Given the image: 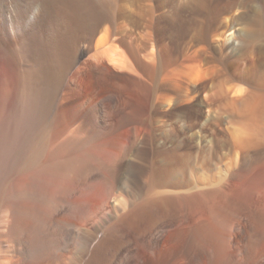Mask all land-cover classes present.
I'll list each match as a JSON object with an SVG mask.
<instances>
[{
	"label": "bare ground",
	"instance_id": "obj_1",
	"mask_svg": "<svg viewBox=\"0 0 264 264\" xmlns=\"http://www.w3.org/2000/svg\"><path fill=\"white\" fill-rule=\"evenodd\" d=\"M150 1L144 0L146 17L149 15ZM165 2L166 0H161L158 4L159 11L154 26L156 31L153 33L151 26L145 23V36H148L147 40L150 42L142 45L144 60L158 64L148 72V79L129 78L127 83L143 90L142 94L156 96L159 90L161 91L159 75L168 65L174 66L172 70H175V75L179 71L183 73L189 62L194 64L197 72L194 73L192 83L198 88L184 84L182 89L188 95L202 94V100H197V105L204 108L205 122L213 113L215 117L212 121L216 124L221 119L226 121V132L231 133L227 148L233 156L242 153L241 164L239 169L231 174L230 181L222 187L215 185L199 189L198 185L206 181L205 170L215 165V160L224 154L221 150L226 147L227 140H219L212 153L207 150V144H204L196 169L199 179L197 184L187 175V170L195 159L194 150L181 149V146L170 150L163 149L161 154L164 159L156 162L158 155H155L151 167L146 171L142 169L144 181L147 183L145 190L135 194L136 197L129 203L126 202L122 208H149L162 213L176 210L177 207L179 210V206L183 207L191 200H194V203L196 198L198 199L196 195L205 199L210 193H213V197L215 194L227 197L232 187L230 182L237 179L252 187L256 196L248 201V204L257 210L258 207L264 206V37L260 42L256 40L257 33L264 35V0H181L178 7L173 8L168 18L166 17L167 26L161 27L159 18L164 17L161 7ZM71 8L72 0H0V264H84L86 257L87 264L90 248L99 237L98 234H102L105 229L93 231L95 234L88 230L86 236H81L79 221H68V209L72 203L68 197L78 194L79 186H85L93 174L100 176L106 193H113L119 181L117 160L128 158L138 140L134 135L129 145L115 148L117 157L113 161L104 162L91 151L95 146L92 140L97 138L95 136L103 129L95 130L92 124L83 123V119L78 121L76 116L64 119L60 110L61 100L59 108L56 107V113L59 115L55 114L58 116L57 121L53 124V121L49 120L52 97L68 68L54 72V67L52 69L48 63L51 59L47 61V54L39 50L40 42L35 43V34H41V29H44L48 40L53 36L54 29L51 28L55 27V16L60 18L63 14L70 13ZM249 19L252 22H248ZM104 20H101L102 25ZM125 26V20L119 22L116 39ZM21 30L24 35L18 43L17 37ZM213 30L217 32L214 36L218 40L216 47L220 48L218 53L213 49L215 46H209L207 43L208 35ZM187 36L189 38L184 46H180V41ZM59 39L53 47L54 51L61 47L62 40ZM202 42L206 43L203 44L206 45L203 49L206 52L204 58L198 48ZM132 47L130 46V50L136 58V49L133 47V50ZM36 52L39 57L35 56ZM107 52L108 49L99 50L94 57H101ZM52 53L50 52L48 57ZM112 60L116 59L111 58ZM204 64L207 67L204 72H200L202 69L199 66ZM143 66L146 68L149 65L144 63ZM172 94L163 92L159 95L170 103L175 99ZM190 98L193 100L194 95ZM122 120L123 117L119 122ZM220 127L221 130L223 127ZM195 141L197 145L198 140ZM83 146L93 148L88 147L84 151ZM111 146L114 147L112 143ZM81 147L84 152L74 156L78 150L80 152ZM68 154L72 157L69 158ZM102 169L106 170L107 174H104L105 171L102 173ZM234 191L241 193L240 189ZM118 203L114 204L119 208ZM104 206L99 209L102 213ZM92 209L83 211L85 213L81 219L87 217ZM106 211L108 212V209ZM254 213L262 214L259 210ZM106 223L103 227L107 229L113 222H108L109 226ZM164 225L153 231L154 239L160 236ZM104 233L107 234L108 231ZM101 237L106 239L105 234ZM68 244L71 249L67 263ZM53 247L54 255L40 262L43 255L46 252L48 254Z\"/></svg>",
	"mask_w": 264,
	"mask_h": 264
},
{
	"label": "rangeland",
	"instance_id": "obj_2",
	"mask_svg": "<svg viewBox=\"0 0 264 264\" xmlns=\"http://www.w3.org/2000/svg\"><path fill=\"white\" fill-rule=\"evenodd\" d=\"M160 1H150L151 7L149 15L146 17L144 0H72L71 10L74 13L69 11L70 13L63 14L60 17L61 19L57 15L55 16V27L57 28H51L54 29L52 30L53 36H50L47 40L44 29H41V34H35L34 41L35 43L40 42L41 48L39 46V50L47 54L45 56L48 58L47 61L49 58L51 59L48 63L52 66V69L54 67V72L57 69H59L58 72L62 68H68L52 97L51 113H49V120L53 121L51 123L54 124L57 121L59 115L56 112L62 101L60 110L64 113H62L64 119L67 120L69 116H76L78 121L83 119V123L92 124L95 130L103 129V132L101 131L100 134L95 136L97 138L92 140L93 143L91 142L96 147L83 146V148L84 151L87 148H93L91 151L94 155L104 162H111L117 157L116 147L129 145L134 135L138 138L128 158L117 160L118 169L120 170V172L118 171L120 176H118V180L120 182L118 181L114 194L106 193L100 176L93 174L85 186H79L78 194L69 195L68 198L72 203L68 209V221H79L81 236H86L88 230L93 234L96 231L103 230V228L105 229L104 232L108 231L107 234L102 231L106 236L105 240L101 239L103 233L98 234L99 237L96 238L87 254L89 256L87 264H264V216L262 217L264 206L257 208L262 213L261 215L254 213L257 210L252 209L254 207H251L248 201L256 195L247 182L237 179L232 180L233 183L230 182V186L236 187H233L234 190L240 189L241 193L238 192L237 194L231 187L228 198L219 194H215L214 198L213 193H210L212 196L208 194L206 199L202 198L201 195H196L199 201L195 197L194 203V200H191L192 202H187V205L185 203L183 207L179 206V210L178 207L175 208L176 210H169V212L171 211L170 214L169 212H163V214L161 211L149 208L137 209L134 207V210L131 206L129 208L127 206L125 210L122 208L126 202L129 203L134 196L136 197L137 193H142L145 190L147 183L142 175L143 170L146 171L151 167L152 158L157 155L156 162L164 159L161 154L164 150L175 149L179 146H181V149L194 150L195 159L190 164L187 175L197 184L199 179L196 169L204 144H207V150L212 153L219 140H227L228 143L224 148L227 151L221 150L224 154L215 160V165L205 170L206 181L198 185L199 189L215 185L222 187L230 181L231 174L239 169L242 159V153L233 156L228 149L231 133L226 132V121L221 119L220 123L217 122L216 124L212 121V118L215 117V113H213L208 116V120L205 122L204 108L197 105V100H202V94H193L194 98L192 100L190 97L193 95H188L183 91L182 85L184 84L195 87L192 82L197 68L191 62L184 69L183 73H186L185 75L180 71L175 72L174 75L173 65H168L159 75L161 91L159 90L158 95L163 94V92L170 95L173 93L175 99L170 103L162 99L160 95L151 94L148 97L146 94H142L141 91L143 90L127 83L129 78L138 80L147 78L148 72L152 68L154 69V66L156 68L158 64L157 62V64L147 63L144 60L143 46L150 42V40H147L149 39L148 36H145V23L151 26L153 33L156 31L154 26L157 21ZM180 3L181 0H166L165 5L161 7V11L164 13V17L159 18L161 27L167 26L168 14ZM103 18L105 20L102 25L101 20ZM120 20H125L126 26L122 28L123 31L121 30L120 36L116 39ZM248 22H252L251 19ZM94 26L95 28L98 27V30L95 31ZM221 31L223 32L222 28ZM216 33L214 30L211 31L207 43L209 46H215L213 49L214 51L217 50L218 53L220 48L216 47L218 43L216 36H214ZM257 34L256 40L258 42L262 41L264 35ZM23 35V31H19L18 43H20ZM54 36H56V39ZM59 38L62 40V48L60 47L61 50L54 51L53 47L56 45V41L60 40ZM188 38L189 36L181 40L180 46H184L183 44ZM203 44L206 43L202 42L198 45L201 54L203 53L202 58L206 55L203 50L206 45ZM130 46L137 50L132 47L136 53V58L133 56ZM102 49H108L109 52L101 57H94ZM49 51L53 52L50 57H48ZM35 56L39 57L37 52ZM111 58L116 60L111 61ZM144 63L149 66L145 68ZM199 67L202 69H199L200 72H204L207 65L204 64ZM177 82L179 83L177 84ZM121 117H123V120L120 123L119 119ZM204 136H207V138ZM195 140H198L197 145ZM51 143H53V139H51ZM106 143L110 144L107 145ZM111 143L114 147L111 146ZM81 150L82 147L80 152L78 150L79 153L75 151L77 153H72V155H81V152H84ZM72 155L69 156L68 154V157L71 158ZM224 156L227 157V161ZM68 157L66 155V158ZM101 172L105 174L107 171L102 169ZM184 175L186 176V174ZM202 196L205 197V195ZM115 202H119V208L114 204ZM103 205H105V208L102 213L99 209ZM91 209L89 215L81 219L82 214ZM106 209H108V212ZM104 213L107 214L103 217ZM171 215H176L175 219ZM113 217L118 220L116 221ZM104 220L108 226V222H113L110 224L111 229L110 227L107 229L103 227L105 226ZM162 224L165 225L162 228L160 238L154 239L155 230ZM70 249L71 246L68 244L66 247L67 263L70 260ZM54 253L55 248L53 247L39 261L50 259ZM86 259L87 257L83 262L84 264H86Z\"/></svg>",
	"mask_w": 264,
	"mask_h": 264
}]
</instances>
